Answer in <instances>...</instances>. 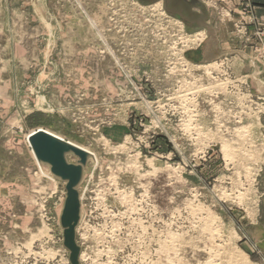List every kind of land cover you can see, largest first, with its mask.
Listing matches in <instances>:
<instances>
[{
	"label": "rangeland",
	"instance_id": "1",
	"mask_svg": "<svg viewBox=\"0 0 264 264\" xmlns=\"http://www.w3.org/2000/svg\"><path fill=\"white\" fill-rule=\"evenodd\" d=\"M256 7L0 0V264H71L66 184L37 162L38 130L94 157L80 264H264Z\"/></svg>",
	"mask_w": 264,
	"mask_h": 264
},
{
	"label": "water",
	"instance_id": "2",
	"mask_svg": "<svg viewBox=\"0 0 264 264\" xmlns=\"http://www.w3.org/2000/svg\"><path fill=\"white\" fill-rule=\"evenodd\" d=\"M29 143L43 167L49 168L54 179L66 184L67 195L61 216L64 246L70 252L71 264H80L81 248L76 237L82 216L79 187L86 176L88 163L94 157L91 153L45 131L31 135ZM69 157L76 158L75 163L70 162Z\"/></svg>",
	"mask_w": 264,
	"mask_h": 264
},
{
	"label": "bare ground",
	"instance_id": "3",
	"mask_svg": "<svg viewBox=\"0 0 264 264\" xmlns=\"http://www.w3.org/2000/svg\"><path fill=\"white\" fill-rule=\"evenodd\" d=\"M38 131H45V130H38ZM38 131H36V133L38 132ZM45 132H47V131H45ZM47 133H49V132H47ZM32 134H34V132H32L30 135H32ZM50 134H52V133H50ZM29 135V138L31 137ZM52 135H54V134H52ZM241 135H242V133H241ZM244 135V134H243ZM54 136H56V135H54ZM239 136H240V134H239ZM56 137H58V138H60V139H62L60 136H56ZM242 136H240L239 138H241ZM244 137H245V135H244ZM247 138V137H246ZM64 140V139H63ZM241 140H244V138L243 139H241ZM247 139H245L244 141H246ZM66 141V140H65ZM239 141V140H238ZM223 142H225V141H223ZM70 143V142H69ZM72 145H74V146H76V147H79V146H77L76 144H74V143H71ZM225 144H227V142L225 143ZM79 148H81V149H83L84 151H87V152H89V153H92L91 151H89L88 149H86V148H82V147H79ZM226 149H228V147H226ZM224 151H228V150H225V146H224ZM34 153V152H33ZM225 153V152H224ZM226 155H228L229 156V152H226L225 153ZM34 156H35V154H34ZM36 158V157H35ZM36 160H37V158H36ZM37 162L39 163V165L41 166V168L43 169V165H42V163L39 161V160H37ZM45 168V167H44ZM49 170V169H48ZM53 177V176H52ZM84 255V254H83ZM82 258H83V256H82ZM85 258V257H84ZM246 264H248V263H246Z\"/></svg>",
	"mask_w": 264,
	"mask_h": 264
},
{
	"label": "crops",
	"instance_id": "4",
	"mask_svg": "<svg viewBox=\"0 0 264 264\" xmlns=\"http://www.w3.org/2000/svg\"><path fill=\"white\" fill-rule=\"evenodd\" d=\"M256 6L258 16L264 15V0H256Z\"/></svg>",
	"mask_w": 264,
	"mask_h": 264
},
{
	"label": "built area",
	"instance_id": "5",
	"mask_svg": "<svg viewBox=\"0 0 264 264\" xmlns=\"http://www.w3.org/2000/svg\"><path fill=\"white\" fill-rule=\"evenodd\" d=\"M186 127H188V126H186ZM192 140H194V141H195L196 139H192ZM192 140H191V141H192Z\"/></svg>",
	"mask_w": 264,
	"mask_h": 264
}]
</instances>
